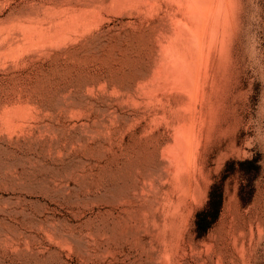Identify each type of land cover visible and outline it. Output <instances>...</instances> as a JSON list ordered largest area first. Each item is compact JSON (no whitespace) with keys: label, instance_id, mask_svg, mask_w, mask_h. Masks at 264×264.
<instances>
[{"label":"rangeland","instance_id":"rangeland-1","mask_svg":"<svg viewBox=\"0 0 264 264\" xmlns=\"http://www.w3.org/2000/svg\"><path fill=\"white\" fill-rule=\"evenodd\" d=\"M0 264H264V0H0Z\"/></svg>","mask_w":264,"mask_h":264},{"label":"bare ground","instance_id":"bare-ground-1","mask_svg":"<svg viewBox=\"0 0 264 264\" xmlns=\"http://www.w3.org/2000/svg\"><path fill=\"white\" fill-rule=\"evenodd\" d=\"M180 24H182V23H180ZM179 28H180V32H178V34H180V37L185 35V40L183 42L177 41V42H179V44L176 41H174L177 43L174 46H172V44H170V42H169L170 45L169 46L167 45V47H168L167 53L169 55L167 54L168 56L167 55L164 56L165 54L161 53V54H163L164 57L167 58V62L165 61L166 65H164L165 62L162 63L163 62L162 60H164V58L162 59V57H161L162 55H160L159 60L162 59V60H160V62L163 65H159V67L156 71L153 69L152 73H155V74H153L154 79L156 77L157 78H163L164 75H165V78H166V76H169L171 79L175 80L176 82H179L180 86L182 85V86H186L188 88V86L190 87L193 84V82L196 81L197 73L199 70L198 68L202 64V59H203L202 49L205 45V36H204L203 32L197 33L195 30H193L191 32L187 28L186 24H182L181 27H179ZM178 31H179V29H178ZM176 33H177V31H176ZM176 33L174 35H176ZM153 76H152V78H153ZM154 79H153V81H154ZM171 79H169V80H171ZM166 81L168 82V80H166ZM161 82H163V81H161ZM164 82H165V80H164ZM167 82H166V84H167ZM149 85H150V82H149ZM174 140H175V145L177 147L176 155H175L176 163L181 164L182 156L188 155V146H187L188 144L185 143L184 140L178 135L175 136ZM171 156H172V154H171Z\"/></svg>","mask_w":264,"mask_h":264},{"label":"trees","instance_id":"trees-1","mask_svg":"<svg viewBox=\"0 0 264 264\" xmlns=\"http://www.w3.org/2000/svg\"><path fill=\"white\" fill-rule=\"evenodd\" d=\"M220 203H221L220 194L210 193L207 209L196 213V224L198 228L200 229L207 228V226L211 223V221L216 217Z\"/></svg>","mask_w":264,"mask_h":264}]
</instances>
